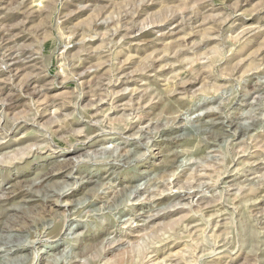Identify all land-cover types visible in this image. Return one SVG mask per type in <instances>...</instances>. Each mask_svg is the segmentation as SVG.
Returning a JSON list of instances; mask_svg holds the SVG:
<instances>
[{"label": "rangeland", "instance_id": "obj_1", "mask_svg": "<svg viewBox=\"0 0 264 264\" xmlns=\"http://www.w3.org/2000/svg\"><path fill=\"white\" fill-rule=\"evenodd\" d=\"M0 264H264V0H0Z\"/></svg>", "mask_w": 264, "mask_h": 264}, {"label": "bare ground", "instance_id": "obj_2", "mask_svg": "<svg viewBox=\"0 0 264 264\" xmlns=\"http://www.w3.org/2000/svg\"><path fill=\"white\" fill-rule=\"evenodd\" d=\"M65 193V192H64Z\"/></svg>", "mask_w": 264, "mask_h": 264}]
</instances>
